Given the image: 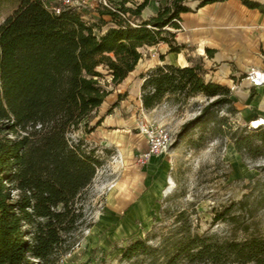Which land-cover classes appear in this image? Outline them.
I'll list each match as a JSON object with an SVG mask.
<instances>
[{
	"label": "trees",
	"instance_id": "1",
	"mask_svg": "<svg viewBox=\"0 0 264 264\" xmlns=\"http://www.w3.org/2000/svg\"><path fill=\"white\" fill-rule=\"evenodd\" d=\"M127 1L111 0L113 8L98 5L99 15L113 22L99 33L81 9L56 12L44 0H19L0 23V264H61L82 227L92 225L86 193L104 162L100 152L110 149L74 133L80 126L93 131L126 94L118 92L91 123L112 90L99 67L116 85L134 69L142 47L164 41L168 51L188 48L170 27H180L182 12L219 0H197L194 7L189 0H167L147 18L141 11L149 0ZM241 1L264 12L259 0ZM206 52L212 55L213 48ZM187 58L189 64L163 61L142 73V106L172 101L179 107L200 97L197 113L181 124L177 138L197 128L193 147L227 138L241 155L264 156V125L236 123L230 86L207 76L202 56ZM247 186L252 199L241 198L213 213V220L234 227L231 235L196 231L180 210L165 231L127 241L119 261L264 264V233L251 221L254 206L264 203V176Z\"/></svg>",
	"mask_w": 264,
	"mask_h": 264
},
{
	"label": "rangeland",
	"instance_id": "2",
	"mask_svg": "<svg viewBox=\"0 0 264 264\" xmlns=\"http://www.w3.org/2000/svg\"><path fill=\"white\" fill-rule=\"evenodd\" d=\"M138 1L128 0L126 4L133 5ZM155 1L160 5L167 0ZM45 2L50 6L57 0ZM18 3L19 0H0V23ZM190 4L194 7L196 0H190ZM98 7L97 0H85L80 5L86 19L96 23L94 30L97 33L113 24L109 15H99ZM151 14L149 10L141 17L147 18ZM162 42L142 47V56L134 69L116 85L110 83L106 70L99 67L103 72L102 81L112 90L91 123L112 105L118 92L126 94L112 108L111 125L96 127L91 132L83 131L80 126L74 133L100 147H108L110 151L100 152L104 155V162L98 167L86 193L85 207L92 225L82 227L77 242L62 257L61 264H127L119 261L127 241L165 231L174 223L180 210L186 212L196 231L231 235L234 227L225 221L213 220L214 211L247 196L252 199L247 182L264 176V156L241 155L227 138H212L201 147H193L190 139L197 135V128L177 138L181 124L197 113V103L202 98L197 97V103L190 99L179 107L172 101L160 104L156 110L142 106L139 97L141 75L163 62L160 59ZM187 47L191 58H198L197 50L191 45ZM207 72L211 73L208 68ZM239 76H246V71ZM232 118L236 123L248 124L255 117L246 123L237 120V113ZM146 120L164 123L171 131L173 142L166 152L151 155L147 161L141 162L140 155L146 149V141L140 124ZM255 121L261 122L259 118ZM251 221L264 233V203L254 206ZM236 233L241 235L239 231Z\"/></svg>",
	"mask_w": 264,
	"mask_h": 264
},
{
	"label": "crops",
	"instance_id": "3",
	"mask_svg": "<svg viewBox=\"0 0 264 264\" xmlns=\"http://www.w3.org/2000/svg\"><path fill=\"white\" fill-rule=\"evenodd\" d=\"M259 1L264 3V0ZM158 7L155 0H149L141 16H145L149 10L154 14ZM175 38L197 50L202 56L203 65L211 72H207L208 77L230 88L235 85L232 97L238 108L237 120L240 123L264 115V85L253 84L246 76H239L244 71L247 73L251 67L264 70V12L246 6L241 0L208 2L181 13V26L175 31ZM161 46L162 61L181 65L191 62L187 58V55L191 58L188 48L175 52L168 51L166 42H162ZM206 47L213 48L212 55L207 54ZM160 104L151 109H158ZM107 125H111V112L104 115L97 127Z\"/></svg>",
	"mask_w": 264,
	"mask_h": 264
},
{
	"label": "built area",
	"instance_id": "4",
	"mask_svg": "<svg viewBox=\"0 0 264 264\" xmlns=\"http://www.w3.org/2000/svg\"><path fill=\"white\" fill-rule=\"evenodd\" d=\"M85 0H57V2L51 5V8L56 12L60 11L65 7H75L80 9V5ZM98 5H104L110 8H113V3L111 0H97ZM181 20H179V23ZM181 24V23H180ZM246 77L256 85L263 84L264 85V70L257 69L255 67H251L247 73ZM235 85L233 84L231 88ZM260 119L261 122L258 124H254V121ZM264 125V115L258 116L249 121L247 124L249 127H255L257 125ZM140 131L145 136L146 141V149L140 155V161L145 162L151 155H157L162 152H166L170 145L173 142V136L171 134L170 129L164 123H155L154 121L146 120L140 124Z\"/></svg>",
	"mask_w": 264,
	"mask_h": 264
},
{
	"label": "bare ground",
	"instance_id": "5",
	"mask_svg": "<svg viewBox=\"0 0 264 264\" xmlns=\"http://www.w3.org/2000/svg\"><path fill=\"white\" fill-rule=\"evenodd\" d=\"M261 121V120H260ZM254 124H258V122H255Z\"/></svg>",
	"mask_w": 264,
	"mask_h": 264
}]
</instances>
